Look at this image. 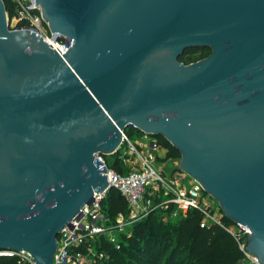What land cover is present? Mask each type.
Listing matches in <instances>:
<instances>
[{
    "label": "water",
    "instance_id": "obj_1",
    "mask_svg": "<svg viewBox=\"0 0 264 264\" xmlns=\"http://www.w3.org/2000/svg\"><path fill=\"white\" fill-rule=\"evenodd\" d=\"M62 54L0 0V249L52 264L109 186L96 153L161 134L264 264V0H35ZM210 54L183 63L185 48Z\"/></svg>",
    "mask_w": 264,
    "mask_h": 264
},
{
    "label": "built area",
    "instance_id": "obj_2",
    "mask_svg": "<svg viewBox=\"0 0 264 264\" xmlns=\"http://www.w3.org/2000/svg\"><path fill=\"white\" fill-rule=\"evenodd\" d=\"M12 1L14 12L11 17H7L11 22L10 28H33L61 54L66 51L71 40L62 35L57 36L49 30L47 20L35 0ZM161 148L157 137L127 124L121 130V142L110 153L117 156L122 166L126 167L125 170L118 171L108 165L105 156L110 154L96 153V158L107 168L109 186L100 193H94L92 201L84 205L80 213L71 219L70 224L59 231L52 264H92V255L96 259L103 256L102 252L96 250L95 241L106 236L107 240L118 246L119 240L108 233L112 230L124 231L126 225L143 218L156 208L164 210V220L181 218L188 209L196 208L203 214L202 225L216 223L237 240L243 252L241 263L261 264L246 249L250 229L241 223H225L224 212L219 205L218 209L212 207L209 202L210 195L197 179L189 175L187 182H184L187 173L180 168L174 170L170 178H166L162 165L154 166L157 160H164L162 158L165 155L158 153ZM112 187L120 192L127 203V212H118L114 223L109 222L112 219L104 212L102 205V199ZM171 205L173 208L168 209ZM0 255L18 256L35 264L31 253L26 250L0 249Z\"/></svg>",
    "mask_w": 264,
    "mask_h": 264
},
{
    "label": "trees",
    "instance_id": "obj_3",
    "mask_svg": "<svg viewBox=\"0 0 264 264\" xmlns=\"http://www.w3.org/2000/svg\"><path fill=\"white\" fill-rule=\"evenodd\" d=\"M9 17L14 12L12 0H3ZM207 46L185 48L178 59L187 64L208 55ZM132 130V129H130ZM160 145L166 149L162 159L179 158L180 151L163 135L156 134ZM108 165L123 171L117 156H105ZM109 160V161H108ZM178 169V168H177ZM104 212L114 220L118 212H127V203L120 192L109 188L102 199ZM171 205L168 209H172ZM162 208L151 210L143 218L133 222L129 232L121 233L118 246L101 236L96 250L103 253L93 264H238L243 252L237 240L223 227L214 223L202 225V212L188 209L176 219H163ZM223 221H233L223 215ZM0 264H31L18 256L0 255Z\"/></svg>",
    "mask_w": 264,
    "mask_h": 264
},
{
    "label": "rangeland",
    "instance_id": "obj_4",
    "mask_svg": "<svg viewBox=\"0 0 264 264\" xmlns=\"http://www.w3.org/2000/svg\"><path fill=\"white\" fill-rule=\"evenodd\" d=\"M7 17L9 18V16H8V14H7ZM10 21L8 20V25H9V27H10ZM210 54V51H209V53H208V55ZM207 55V56H208ZM166 154V153H165ZM164 154V155H165ZM180 158L181 157H179V158H169V159H167V160H157L155 163H154V166L156 167V165H159V164H161L162 165V167L164 168V175H165V177L166 178H170L171 176H172V172L174 171V170H176L177 168H179V161H180ZM109 161V160H108ZM189 177V175L187 174V176L185 177L186 179H184V182H187V178ZM209 202L213 205L212 207L214 208V209H216L217 207H218V202H217V200L214 198V197H209ZM218 209V208H217ZM110 223H114V221L112 220V221H109ZM133 224V223H132ZM132 224H128V225H126L125 226V230L124 231H118V230H112L111 232H109L108 233V235H110V234H112L111 236H113V238H116V240H120V238H121V233H123V232H127V231H129L130 230V226L132 225ZM129 229V230H128ZM107 235V236H108ZM105 238H107L106 236H104ZM99 241V240H98ZM97 241V242H98ZM97 242L95 241V245H97ZM94 253H95V251H93ZM91 259H92V261H93V263L94 262H96L95 261V259L96 258H94V256L92 255L91 256ZM92 263V264H93ZM238 264H243V263H241V262H239Z\"/></svg>",
    "mask_w": 264,
    "mask_h": 264
},
{
    "label": "crops",
    "instance_id": "obj_5",
    "mask_svg": "<svg viewBox=\"0 0 264 264\" xmlns=\"http://www.w3.org/2000/svg\"><path fill=\"white\" fill-rule=\"evenodd\" d=\"M159 155H164L166 153V149L165 148H161L159 151H158ZM240 262V261H239Z\"/></svg>",
    "mask_w": 264,
    "mask_h": 264
}]
</instances>
